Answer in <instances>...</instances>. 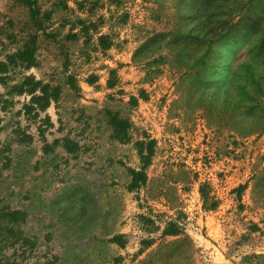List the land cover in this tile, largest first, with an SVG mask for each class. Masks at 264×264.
<instances>
[{
  "label": "rangeland",
  "instance_id": "1",
  "mask_svg": "<svg viewBox=\"0 0 264 264\" xmlns=\"http://www.w3.org/2000/svg\"><path fill=\"white\" fill-rule=\"evenodd\" d=\"M0 264H264V0H0Z\"/></svg>",
  "mask_w": 264,
  "mask_h": 264
}]
</instances>
